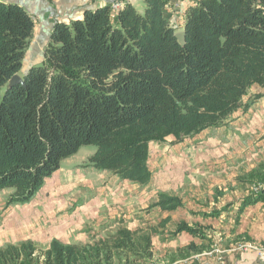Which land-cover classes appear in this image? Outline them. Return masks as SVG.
Masks as SVG:
<instances>
[{
    "label": "trees",
    "instance_id": "trees-1",
    "mask_svg": "<svg viewBox=\"0 0 264 264\" xmlns=\"http://www.w3.org/2000/svg\"><path fill=\"white\" fill-rule=\"evenodd\" d=\"M143 2V13L129 2L112 11L110 2L85 8L69 23L55 22L44 61L24 73L25 86H8L21 69L34 21L22 5L0 0V89L6 85L0 93V189L11 188L6 205L29 202L84 144L96 146L87 165L146 184L150 139L220 126L252 85L264 86V0H196L185 11L183 44L166 14L168 0ZM263 199L264 192L244 197L237 213ZM152 205L169 212L182 199L159 192ZM229 205L204 214L217 217ZM169 220L118 226L85 243L56 237L45 248L30 238L8 242L0 246V264H145ZM209 227L179 220L171 234L208 241ZM203 247L191 241L185 249L192 255Z\"/></svg>",
    "mask_w": 264,
    "mask_h": 264
},
{
    "label": "rangeland",
    "instance_id": "rangeland-1",
    "mask_svg": "<svg viewBox=\"0 0 264 264\" xmlns=\"http://www.w3.org/2000/svg\"><path fill=\"white\" fill-rule=\"evenodd\" d=\"M184 1L180 0L175 9L165 7L166 14L180 17L186 11ZM142 3L143 0H136L140 13L145 7L140 5ZM110 5L112 10V3ZM172 24L176 32L181 31L177 20ZM5 88L6 85L2 86L1 94ZM262 92L263 85H252L242 97V105L220 126L181 137L169 133L163 138L150 139L146 161L152 178L146 184L123 180L110 171L87 165V158L96 146L84 144L60 162V167L45 179L29 202L6 205L11 188L0 189V243L7 237L26 235L44 239L51 230H69L67 222L77 221L80 223L76 226H79L71 227L69 239L80 240L86 235L90 240L116 229L109 228L116 222L146 226L158 224L168 216L170 220L159 227L160 234L153 238V250L164 263L152 259L149 264H190L194 257L185 246L191 241L204 244L201 254H207L224 240L233 241L235 248L264 247V241L254 236L264 230L260 220L255 222L256 215L264 210V205L261 208L255 205L264 199L237 213L244 197L264 192L263 187L254 191L264 183V120L261 118L263 121L259 123L258 109L253 105L258 99L264 100V95L253 98L254 94ZM250 100L252 103L244 110L243 106ZM159 192L181 197L182 206L169 212L153 206ZM227 202L230 205L219 216L204 214ZM179 220L190 225L210 226L206 229L210 242L186 232L173 236L171 231Z\"/></svg>",
    "mask_w": 264,
    "mask_h": 264
},
{
    "label": "crops",
    "instance_id": "crops-1",
    "mask_svg": "<svg viewBox=\"0 0 264 264\" xmlns=\"http://www.w3.org/2000/svg\"><path fill=\"white\" fill-rule=\"evenodd\" d=\"M3 1L16 2L22 5L32 15V18L34 21L32 35L25 49L21 69L18 72L19 75L23 76L24 73L31 66L40 64L44 60L45 48L50 41V34H51L52 27L55 22L62 21L65 23H69L73 19L81 18L83 16V11L85 8H94L97 6H102V5H105L106 3L112 2L113 0H3ZM126 2L131 3L137 9L136 0H126ZM192 4L194 3L189 0H185L182 3L183 10H186L188 6ZM140 5L144 7V3ZM174 16L175 15L171 13L170 15L171 21L175 22L177 20V22L181 24V27L179 28V30H182L185 12L183 14H180V17L175 18ZM262 99H258L253 104L256 106V107L254 106V109L255 110L256 108L258 109L259 123H261V121L264 120V107H263L264 100ZM261 118L263 120L260 121ZM263 205H264V200L259 201L255 205V208L257 207L261 208ZM263 215H264V210H262V213L260 212L258 213V215H256L257 220L255 222L258 223L260 220V223L264 225ZM77 222L80 223L79 221ZM77 222H75L74 224H69V222H67L69 230H66V229L57 230L56 232H54V230H51L52 232L48 234V236L45 237L44 239H37L30 235L21 236L18 238L7 237L6 239H4V242L2 241L0 243V246L8 242H16L22 239L31 238L36 243V245H38L39 247L45 248L48 246L50 240L53 237L59 238L62 241L70 242V243H85L89 240V237L86 235L84 238H81L80 240H70L69 239L71 235L70 233L72 230L71 227L77 228L79 226V225L76 226ZM118 226H126L132 229L137 228V227H143L142 224H134V225L129 226L125 223L123 224V223L116 222L114 223V226H109V228L113 229L114 227L116 228ZM241 230L245 231V229H242V228ZM97 236H100V235H97ZM254 236L256 237L255 239L264 241V230L254 234ZM233 243H234L233 241L228 242L226 240L219 243L220 245L219 248L222 250V254L224 256V263H220L218 261V257L216 254L209 255L205 253H202V254L196 253V254H192L194 258L190 260V264H247V263L259 262V258H258L256 251L238 250L235 248V245ZM152 259L155 262H156V259H158L157 263H164L163 258L160 256H157L154 250H153Z\"/></svg>",
    "mask_w": 264,
    "mask_h": 264
},
{
    "label": "built area",
    "instance_id": "built-area-1",
    "mask_svg": "<svg viewBox=\"0 0 264 264\" xmlns=\"http://www.w3.org/2000/svg\"><path fill=\"white\" fill-rule=\"evenodd\" d=\"M112 11H115L116 9L120 8L121 3H127L126 0H113L112 2ZM180 3V0H168V3L166 7H169L170 9H175L176 6H178ZM260 187H264V183L259 184L258 187L254 191H260ZM238 250H254L257 252L259 262L257 263H247V264H264V247L258 246L257 248H250L249 245L242 246L241 248H236ZM207 254H216L218 257V261L220 263H224V256L222 254V250L219 248V246L214 245V247L208 251ZM145 264H149V261Z\"/></svg>",
    "mask_w": 264,
    "mask_h": 264
},
{
    "label": "water",
    "instance_id": "water-1",
    "mask_svg": "<svg viewBox=\"0 0 264 264\" xmlns=\"http://www.w3.org/2000/svg\"><path fill=\"white\" fill-rule=\"evenodd\" d=\"M175 36L179 43L183 44L184 43V38H185V31L182 29L179 32L175 33ZM15 84H21L22 86H25V81L23 76L19 75L18 73H15L14 75L11 76V78L8 81V86H12Z\"/></svg>",
    "mask_w": 264,
    "mask_h": 264
},
{
    "label": "bare ground",
    "instance_id": "bare-ground-1",
    "mask_svg": "<svg viewBox=\"0 0 264 264\" xmlns=\"http://www.w3.org/2000/svg\"><path fill=\"white\" fill-rule=\"evenodd\" d=\"M111 6V5H110ZM264 188V187H263Z\"/></svg>",
    "mask_w": 264,
    "mask_h": 264
}]
</instances>
